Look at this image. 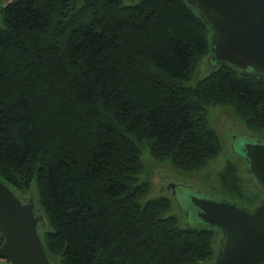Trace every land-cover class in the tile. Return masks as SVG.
Wrapping results in <instances>:
<instances>
[{
    "label": "trees",
    "instance_id": "1",
    "mask_svg": "<svg viewBox=\"0 0 264 264\" xmlns=\"http://www.w3.org/2000/svg\"><path fill=\"white\" fill-rule=\"evenodd\" d=\"M213 37L190 0L0 8V177L23 201L34 192L51 264L215 263L223 232L185 223L172 197L151 195L144 160L206 168L224 150L214 106L264 140V73L219 62L197 77ZM218 178L243 207L264 200L239 161Z\"/></svg>",
    "mask_w": 264,
    "mask_h": 264
},
{
    "label": "water",
    "instance_id": "2",
    "mask_svg": "<svg viewBox=\"0 0 264 264\" xmlns=\"http://www.w3.org/2000/svg\"><path fill=\"white\" fill-rule=\"evenodd\" d=\"M13 0H0L6 8ZM204 14L214 31L213 62H227L264 73V0H190ZM232 150L248 162V171L264 188V141L234 136ZM177 197L183 193L182 184ZM203 224L219 228L222 240L213 264H264V200L249 209L236 202L190 193ZM32 191L23 201L0 177V256L12 264H51L38 227L45 221L36 212ZM182 208V206H181Z\"/></svg>",
    "mask_w": 264,
    "mask_h": 264
},
{
    "label": "rangeland",
    "instance_id": "3",
    "mask_svg": "<svg viewBox=\"0 0 264 264\" xmlns=\"http://www.w3.org/2000/svg\"><path fill=\"white\" fill-rule=\"evenodd\" d=\"M212 62V56H206L200 64L197 77L207 74L209 68L212 66ZM210 117L212 124L222 137L224 150L222 154L210 162L206 168L193 173L182 172L177 170L169 162H158L147 153L144 155V160L147 164L146 171L149 175L146 176V178L152 181L151 195L166 193L172 197L175 202V210L180 214L182 220L190 225H205L201 222L195 206L188 196L190 193L199 196L208 195L217 199L232 201L229 197H226L220 192V182L218 178V174L227 159L230 158L239 161L241 163L242 176L245 182H247L248 185H252L254 182L253 175L251 174V176L247 171L248 169H246V163L245 160H243L244 156H242V147L238 145L240 149L237 153H234L232 150L231 144L233 143L234 136L264 141L244 125L230 107L214 106L210 110ZM173 182L184 185V192L179 193L178 197L173 194V189L168 187V184ZM24 201H26V199H24Z\"/></svg>",
    "mask_w": 264,
    "mask_h": 264
},
{
    "label": "built area",
    "instance_id": "4",
    "mask_svg": "<svg viewBox=\"0 0 264 264\" xmlns=\"http://www.w3.org/2000/svg\"><path fill=\"white\" fill-rule=\"evenodd\" d=\"M2 245V242L0 240V246ZM0 264H12L9 260H7L6 258L0 256Z\"/></svg>",
    "mask_w": 264,
    "mask_h": 264
},
{
    "label": "flooded vegetation",
    "instance_id": "5",
    "mask_svg": "<svg viewBox=\"0 0 264 264\" xmlns=\"http://www.w3.org/2000/svg\"><path fill=\"white\" fill-rule=\"evenodd\" d=\"M173 183H174V182H173ZM169 184H170V183H169ZM169 184H168V185H169ZM175 184H180V183H175ZM173 193L177 195V193H178V192H177V188H175V190H173Z\"/></svg>",
    "mask_w": 264,
    "mask_h": 264
}]
</instances>
